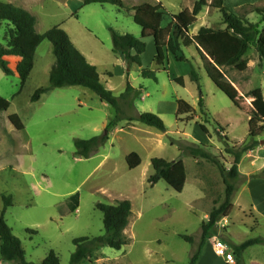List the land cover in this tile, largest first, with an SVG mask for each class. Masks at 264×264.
Masks as SVG:
<instances>
[{
  "label": "rangeland",
  "instance_id": "374dc122",
  "mask_svg": "<svg viewBox=\"0 0 264 264\" xmlns=\"http://www.w3.org/2000/svg\"><path fill=\"white\" fill-rule=\"evenodd\" d=\"M0 1L19 8H24L22 3L28 1L38 34L54 26L65 30L95 66L102 85L114 96L124 93L126 83L133 89L127 100L120 101L122 120L105 131L114 118V110L88 89L78 86L54 89L36 102L30 101L36 89L48 86L54 56L47 40L36 50L34 68L23 88L16 74L7 76L0 70V97L9 102L8 109L0 115V213L2 197L11 196L12 205L6 210L4 220L20 240L25 261L40 263L52 250L59 264H68L75 249L73 240L97 237L104 232L103 216L96 205L128 200L132 209L126 229L119 234L110 231V237L123 241L124 245L120 250L107 246L96 248L80 264H188L200 243L201 225L208 220L210 211L223 202L225 188L215 165L192 158L183 148L204 144L225 168L230 167L232 156L224 152V142L216 131L227 136L235 150L249 142L251 98L247 93L255 88L264 92V61L259 60L254 48H249L244 56L245 71L223 69L226 79L242 96L241 110L207 77L194 46L182 48L179 56L185 58L184 62H177L167 54L164 69L154 64L150 51L144 59V68L155 72L156 81L143 78L137 65L126 66L112 53L110 30L139 38L140 28L131 16L115 7L82 6V0ZM122 1L126 8L163 2L168 14H177L191 10L196 0ZM206 1L197 22L188 29L191 35L200 26L224 28L218 11L210 9V0ZM243 1L223 3L247 21L259 22L261 16L246 5L262 7L264 0ZM169 19L166 17L165 21ZM260 28H264V23ZM8 29L9 25L0 23V44H4ZM7 62L14 69V62ZM191 70L197 74L198 82L192 81ZM177 78L182 79L183 86L173 81ZM200 99L202 108L198 105ZM177 100L194 109L193 121L186 122V115L176 120ZM141 113L157 115L165 125V132L128 120L136 119ZM12 114L20 118L23 130L17 131L9 123L7 117ZM102 136L107 138L93 156L75 157V139ZM256 140L259 143L256 149L243 155L238 165L233 209L227 218L218 219L197 264H225L214 252L215 239L229 246L248 239H264V206L258 204L255 211L251 208L254 200L264 194V136ZM132 152L141 159L135 169H129L125 162ZM153 158L183 162L186 181L181 193L163 180L153 186L148 184ZM75 193L79 194V206L70 213L63 206ZM181 236L190 237L192 243ZM0 264L15 263L1 261ZM239 264H264V245L249 247L244 252V262Z\"/></svg>",
  "mask_w": 264,
  "mask_h": 264
},
{
  "label": "trees",
  "instance_id": "16d2710c",
  "mask_svg": "<svg viewBox=\"0 0 264 264\" xmlns=\"http://www.w3.org/2000/svg\"><path fill=\"white\" fill-rule=\"evenodd\" d=\"M224 0H210L208 7L218 11L222 29H212L200 27L195 35L189 34V27L197 22V17L207 6L206 0H196L191 10H182L177 14H168L161 4L151 5L148 3L140 4L128 9L122 0H82V6L88 5H110L118 11L131 16L132 22L140 28V37L136 38L131 34L125 33L118 35L113 30L111 33L112 53L120 54L126 66L135 64L140 67V75L143 78L156 81L155 72L141 68L140 56L145 52L146 38H152L155 44L154 64L160 68L166 62V53H170L175 61L184 62L185 58L178 57L182 48L194 46L202 67L207 77L238 109L243 110L239 95L235 86L226 79L223 69L232 68L239 72L246 70L244 56L249 48H254L259 60L264 61V28H260L264 23V6L246 5L261 16L257 23L247 21L242 15L232 13L224 6ZM165 17L170 18L166 27L161 24ZM5 22L9 29L4 36V44H0V70L7 76L16 74L20 80V88H23L29 75L34 68V56L40 44L47 40L52 47L54 63L50 68L48 76V86L36 89L30 101L36 102L40 96L54 89L64 87H83L93 92L101 102L106 103L114 110V118L107 125L105 131L116 125L123 118L120 101L127 100L129 92L133 91L129 83L123 94L119 97L107 90L100 82L99 74L95 66L91 65L82 53L73 45L68 34L59 26L48 29L44 34H38L35 30V18L26 10L13 6L9 3L0 1V23ZM18 58L14 69L8 66L7 58ZM111 77V74H108ZM192 81L198 82V76L191 70ZM183 86L181 78L173 80ZM251 98L248 119L249 142L241 149L235 150L227 136H221L216 131L217 136L224 142V152L232 156V162L227 169L207 150V146L199 144L186 146L183 151L194 159H203L215 165L222 177L224 184V200L213 208L208 220L201 225V240L197 250L190 258L188 264H196L205 243L211 238V231L216 227L219 218H227L232 209V197L234 194V181L238 178V165L243 155L254 151L258 146L257 138L264 136V92L260 88L252 89L247 93ZM175 118L186 115L185 121L194 120V109L185 101L177 100ZM200 108L203 107L202 100L198 102ZM9 107V102L0 97V115ZM9 123L17 131L24 129L20 118L15 115L7 117ZM130 122L152 127L159 132H165L163 121L155 114L141 113L136 119H128ZM199 127L206 131V127L199 124ZM106 136L93 137L88 140L75 139V157L88 159L93 156L98 148L106 140ZM125 162L129 169H135L141 164L140 156L132 152L125 157ZM153 173L147 182L150 186L163 180L168 187L181 193L185 181L186 172L182 161H166L160 158L151 159ZM79 194L75 193L65 200L63 208L67 212H74L79 206ZM12 197H2V211L0 213V262H12L15 264H30L25 261L24 250L20 240L12 234L7 226L4 215L6 210L11 207ZM96 208L102 213L103 234L97 237H82L73 240L74 251L70 255L68 264H80L89 257L90 253L99 247L107 246L113 250H120L124 245L121 240H113L110 231L120 233L126 229L131 213V203L128 200L116 201L115 204H97ZM181 238L189 243L192 239L188 236ZM262 243V239H248L237 246H233V254L236 257V264L240 263L243 252L256 244ZM37 264H59L57 255L51 250L44 260Z\"/></svg>",
  "mask_w": 264,
  "mask_h": 264
},
{
  "label": "crops",
  "instance_id": "0c3cea01",
  "mask_svg": "<svg viewBox=\"0 0 264 264\" xmlns=\"http://www.w3.org/2000/svg\"><path fill=\"white\" fill-rule=\"evenodd\" d=\"M20 0H12V2H19ZM241 1H243V0H241ZM8 2H10V1H8ZM24 2H26V3H22V6L24 7V8H21V9H24V10H26V11H28L29 12V9H30V5L28 4V1H24ZM30 2V1H29ZM243 2H246V1H243ZM144 4V3H143ZM156 4H161L164 8H165V10H166V8H167V6L166 5H164L163 4V2H155L154 4H151V5H156ZM14 6V5H13ZM135 6H137V5H135ZM16 7V6H15ZM134 6H132L131 8H133ZM19 8V7H18ZM131 8H128V9H131ZM185 10V9H184ZM167 11V10H166ZM30 13V12H29ZM170 14V13H169ZM199 17V16H198ZM197 17V18H198ZM166 18V17H165ZM169 22H170V19L169 20H166L165 21V19L163 20V22H162V24H161V26L162 27H166L168 24H169ZM201 27V26H200ZM65 31V30H64ZM66 32V31H65ZM118 35H123V34H125L124 32H116ZM191 35V34H190ZM71 42L73 43V41L71 40ZM143 42L145 43V52L140 56V60H141V68H144L145 67V64H144V59H145V57H147L148 55H149V52L151 51L152 52V55H151V59H154V56H155V44H154V41H153V39L152 38H146V39H144L143 40ZM73 45H74V43H73ZM75 46V45H74ZM76 47V46H75ZM77 48V47H76ZM78 49V48H77ZM79 50V49H78ZM80 51V50H79ZM81 52V51H80ZM82 53V52H81ZM167 54H169L168 52L166 53V58H167ZM180 54H182V50H181V52H179L178 53V57H180L179 55ZM82 55L85 57V55L82 53ZM115 55H117L121 60H122V56L120 55V54H115ZM154 55V56H153ZM174 58V57H173ZM85 59L92 65V63L85 57ZM7 60L8 61H13L14 62V66H15V64L18 62V58H13V57H9V58H7ZM175 60V59H174ZM164 66H165V64H164ZM138 69H139V71H140V67H138ZM163 69H164V67H163ZM107 74H109V73H107ZM30 76V75H29ZM49 76V75H48ZM112 76V75H111ZM230 81V80H229ZM231 82V81H230ZM232 83V82H231ZM233 84V83H232ZM176 109H177V104H176ZM254 204H253V206H251V208H253V210L255 211L256 210V208H257V206H258V204L259 205H262V206H264V194H260L255 200H254ZM254 239V238H253ZM261 239V238H260ZM230 244V248H231V246L233 247V246H237V245H239V244H241V243H239V244H237V243H233V244H231V243H229ZM256 245H258V244H256ZM261 245H264V239H262V243H261ZM213 246V245H212ZM248 249V248H247ZM246 249V250H247ZM245 250V251H246ZM233 251V250H232ZM244 251V252H245ZM244 252H243V254H242V256H241V262H244ZM235 256V255H234ZM199 258H200V256H199ZM199 260V259H198ZM198 262V261H197ZM225 263V262H224ZM197 264V263H196ZM226 264V263H225ZM235 264H236V257H235Z\"/></svg>",
  "mask_w": 264,
  "mask_h": 264
},
{
  "label": "built area",
  "instance_id": "2783aa9c",
  "mask_svg": "<svg viewBox=\"0 0 264 264\" xmlns=\"http://www.w3.org/2000/svg\"><path fill=\"white\" fill-rule=\"evenodd\" d=\"M213 249L216 256L222 258L226 264H235V256L228 244L220 239H215Z\"/></svg>",
  "mask_w": 264,
  "mask_h": 264
}]
</instances>
